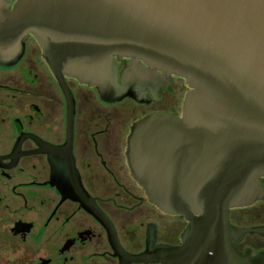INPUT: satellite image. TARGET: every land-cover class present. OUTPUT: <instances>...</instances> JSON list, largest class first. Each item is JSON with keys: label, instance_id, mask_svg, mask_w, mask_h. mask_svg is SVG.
<instances>
[{"label": "water", "instance_id": "water-1", "mask_svg": "<svg viewBox=\"0 0 264 264\" xmlns=\"http://www.w3.org/2000/svg\"><path fill=\"white\" fill-rule=\"evenodd\" d=\"M3 1L0 52L18 57L32 34L58 75L96 85L107 98L122 93L116 57L142 59L194 89L182 118L154 114L133 128L135 177L152 202L189 225L180 246L130 260L264 264V253L233 243L264 236V226L230 221L231 209L264 200V0H18L12 11Z\"/></svg>", "mask_w": 264, "mask_h": 264}, {"label": "flooded vegetation", "instance_id": "flooded-vegetation-1", "mask_svg": "<svg viewBox=\"0 0 264 264\" xmlns=\"http://www.w3.org/2000/svg\"><path fill=\"white\" fill-rule=\"evenodd\" d=\"M17 54L0 52V264H161L130 258L180 246L189 222L152 202L132 170L130 137L151 115L182 118L194 89L142 59L116 57L122 93L107 98L58 75L32 34ZM230 221L264 226V200L231 209ZM233 243L264 253L259 234Z\"/></svg>", "mask_w": 264, "mask_h": 264}]
</instances>
